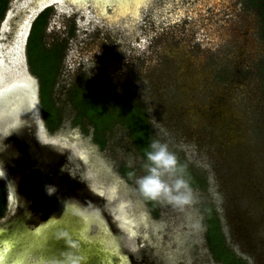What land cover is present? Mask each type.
<instances>
[{
  "label": "rangeland",
  "instance_id": "374dc122",
  "mask_svg": "<svg viewBox=\"0 0 264 264\" xmlns=\"http://www.w3.org/2000/svg\"><path fill=\"white\" fill-rule=\"evenodd\" d=\"M138 4L135 12L117 16L111 5L100 12L92 0L47 6L43 41L53 46L45 73L57 63L53 95L62 111L56 130L44 123L47 139L83 156L111 214L115 203L124 202L131 217H141V235L125 232L156 264H224L206 241L208 205L229 249L246 264H264V28L258 11L250 0ZM36 5L37 0L8 1L0 20V59L13 65L17 55L15 68L31 76L39 94L28 35L20 43L16 37ZM85 80L112 100L144 105L154 137L183 154L199 176L187 203L159 197L154 216L138 192L137 178L147 168L126 127L116 123L107 130L101 148L89 125L86 131L73 122L69 90ZM122 166L137 170L131 181L119 171Z\"/></svg>",
  "mask_w": 264,
  "mask_h": 264
},
{
  "label": "water",
  "instance_id": "95a60500",
  "mask_svg": "<svg viewBox=\"0 0 264 264\" xmlns=\"http://www.w3.org/2000/svg\"><path fill=\"white\" fill-rule=\"evenodd\" d=\"M43 8L36 12L34 18ZM18 60L17 57L16 59L12 58L14 63L10 65L0 59V176L5 177L8 183H15V185L16 183L30 184L31 182L39 184L44 180H50L49 182L52 184H48L49 187L46 188V193L49 196L55 188L53 184L56 183L61 184L60 187H64L62 192L70 196L72 195L71 191L65 187H71L72 175L75 176L71 175L73 172L79 177L76 181L82 185H79L80 193L85 195V198L94 200L95 204L105 203L104 199L100 200L104 193L102 196H98L89 179L83 156L67 146L50 142L47 139L37 84L30 75L15 68L19 63ZM37 145L47 156L46 158L43 156L42 164H39L38 158L35 159V152L32 151ZM62 156L72 159L76 171H69L67 166H62L59 173L54 171L57 165L55 157L59 159ZM37 166L47 167L45 168L47 170L45 173L37 174V171H34ZM49 172L50 174L47 175ZM13 190L10 189L8 207L5 215L0 218V224H8V220H16L19 210H21L18 206L19 198L16 197L17 194ZM76 197L83 198L81 195H76ZM75 210L78 211L77 214L82 212L81 208H75ZM62 219L63 222L56 224V228H60L67 239H70L69 235L77 237L80 247H82L80 254L85 260L93 257L98 260L102 259L104 264H130L129 257L120 248L116 226L123 229L119 232L122 246L133 255L140 257L139 247L124 231L125 229L119 224L118 218L113 214L110 215V226L113 230L99 211L88 213L87 216L83 214V217L76 218L75 222L72 220L71 225L68 222L70 221L68 216ZM63 224L67 225V229L62 227ZM45 229L44 226H39L35 230L15 231L8 235L6 227L0 226V264H40L39 260H34L37 256L31 254L35 249L42 247L43 241L46 242L49 239V233ZM115 256L118 261L113 260ZM62 260V257L56 261L47 258L42 261V264H62Z\"/></svg>",
  "mask_w": 264,
  "mask_h": 264
},
{
  "label": "trees",
  "instance_id": "16d2710c",
  "mask_svg": "<svg viewBox=\"0 0 264 264\" xmlns=\"http://www.w3.org/2000/svg\"><path fill=\"white\" fill-rule=\"evenodd\" d=\"M8 1L0 0V20L7 9ZM250 1L257 9L261 26L264 28V0ZM50 9V7L44 8L32 21L27 38V55L31 68L39 76V95L44 123L47 129L52 132L62 122V111L56 104L53 95L57 63L52 72L45 73V67L48 65V57L50 56V53L47 51L53 46H47L43 41V32L47 24ZM58 55L59 50L57 52V59ZM69 99L75 110L73 122L79 123L86 131H88V127L85 124L89 125L92 128L94 141L101 148L106 144L105 132L116 123H121L128 130V134L136 150L144 160L143 165L147 166L151 163L147 160L146 152L150 150V141L157 139L154 137V131H152L151 123L143 104L137 101L112 100L104 91L92 86L86 80L74 85L69 90ZM174 154L176 156L177 166L181 169L180 174L188 181V185L196 186L201 184L199 176L195 175L191 167L186 165L183 154H178L177 152ZM119 171L127 177L128 181H131L137 170L122 166ZM138 192L152 214L158 216L159 209H161L158 198L153 199L146 196L139 186ZM4 196L5 186L0 179V216L4 211ZM204 212L205 237L214 256L219 260L221 259L224 264H246L243 259L236 256L225 244L220 220L214 208L208 205Z\"/></svg>",
  "mask_w": 264,
  "mask_h": 264
},
{
  "label": "flooded vegetation",
  "instance_id": "af4514ba",
  "mask_svg": "<svg viewBox=\"0 0 264 264\" xmlns=\"http://www.w3.org/2000/svg\"><path fill=\"white\" fill-rule=\"evenodd\" d=\"M40 149L41 147L37 145L36 148L32 151L35 152V159L38 158L39 164H42L44 161V157L46 158L47 156H45V153H43ZM55 158L57 159V165L54 171H56L57 173H59V171L62 169V166H67L69 171H76L71 158H68L67 156H62L59 159L57 157ZM35 168L36 169L34 171H37V174L45 173V171L47 170L45 169L47 167L41 168L37 166ZM49 174L50 172L47 175ZM72 174H74L75 176L73 177ZM71 175L75 182L72 180V183L70 184L71 187H65L71 191L72 195L70 196H67V194H64L62 192V189L64 187H60L61 184L59 183L53 184L55 188L49 196L46 193V188L49 187L48 184H52L51 182H49L50 180H44L39 184L31 182L30 184L16 183L15 185V183H8L5 177L0 176V179L3 181L5 186V206L3 214L0 216V218L5 215V211L7 210L11 188L16 192V197L19 198L18 206L21 209L19 210L16 220H8V224H0V226L6 227V229L8 230V235L13 234V232L15 233V231L20 232L22 230L26 231L27 229L35 230L39 226H44L46 228L45 231L49 233V239L46 242L43 241L42 247L40 249H35L31 254L37 256V258L34 260H39L40 264H42V261H45V259L47 258L56 261L60 260V257L63 258V260L61 261L62 264H104V262H102V259L98 260V258L94 259L93 257H90L89 259L85 260V258H83L80 254V249L82 247H80V243L78 242L77 237L69 235L70 239H67L64 233L60 231V228H56V224H61V222H63V217L68 216L70 218V221L68 222H70L71 225V222H73L72 220H74L75 222V219L80 216L83 217V214L87 216L88 213H93L95 211L101 212V216L110 226L111 213H109V210L105 206V203L99 202L95 204L94 200L87 197L85 198V195L80 193V183L78 184V182L76 181V179L78 180L79 177H77L73 172H71ZM107 193L109 192L107 191ZM76 195H81L83 198L78 199ZM65 200L66 202H64ZM126 206L127 204H125L124 202L115 203L112 213L115 217L118 218L121 227H123L126 231H129V234L138 237L139 235H141V226L139 224L141 222V217H136V215H132L131 217ZM73 207L81 208L80 211L82 212L77 214L78 211ZM66 224H63L62 227L66 228ZM110 228L113 230L112 226H110ZM115 229H117L118 232L117 237L119 238L118 242L120 243V248L129 257L130 264H140L141 262H143L144 264H156V262H154L152 258H149V254L146 253L145 248L140 249V257L138 255H133L132 253H130L124 246H122V238L121 235H119V232L123 229H121L119 226H116ZM116 258L117 256L113 257V260L118 261Z\"/></svg>",
  "mask_w": 264,
  "mask_h": 264
},
{
  "label": "clouds",
  "instance_id": "9594fccd",
  "mask_svg": "<svg viewBox=\"0 0 264 264\" xmlns=\"http://www.w3.org/2000/svg\"><path fill=\"white\" fill-rule=\"evenodd\" d=\"M152 123L155 125L156 121ZM149 149L146 157L151 163L146 166V174L137 178L142 192L153 199L163 197L176 205L187 203L190 198L188 181L180 174L176 156L168 144L154 139L150 141Z\"/></svg>",
  "mask_w": 264,
  "mask_h": 264
},
{
  "label": "bare ground",
  "instance_id": "6f19581e",
  "mask_svg": "<svg viewBox=\"0 0 264 264\" xmlns=\"http://www.w3.org/2000/svg\"><path fill=\"white\" fill-rule=\"evenodd\" d=\"M56 1L59 2L60 0H37V5L34 8L32 7L33 9H31V12H29L28 15L22 20V22L20 23V27L17 30V36L16 37L19 40L18 41L19 43H20V40L23 41L27 37V35L29 33L31 21L34 18V16L36 15V12H38L44 6L51 4V3H54ZM69 1H70V3L74 4L75 6H79L84 2V0H69ZM92 1H93V5L100 12L104 11L106 9V7L111 5L115 11L116 16H117L120 14L127 13L128 11L135 12L136 8H138L137 7L139 5L138 3H140L141 0H92ZM18 42H16V45L18 44ZM16 54H18V51ZM16 57H17V55H16ZM16 57H14V58L16 59Z\"/></svg>",
  "mask_w": 264,
  "mask_h": 264
}]
</instances>
